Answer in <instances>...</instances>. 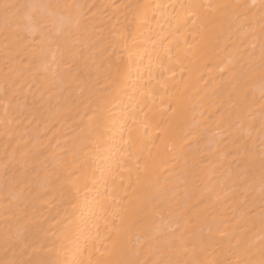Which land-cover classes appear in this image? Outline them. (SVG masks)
<instances>
[{"label": "bare ground", "instance_id": "6f19581e", "mask_svg": "<svg viewBox=\"0 0 264 264\" xmlns=\"http://www.w3.org/2000/svg\"><path fill=\"white\" fill-rule=\"evenodd\" d=\"M251 3L0 0V264L264 261Z\"/></svg>", "mask_w": 264, "mask_h": 264}, {"label": "snow or ice", "instance_id": "6c2138e0", "mask_svg": "<svg viewBox=\"0 0 264 264\" xmlns=\"http://www.w3.org/2000/svg\"><path fill=\"white\" fill-rule=\"evenodd\" d=\"M224 7H227V6L222 5V4H216V5L209 4L208 5L209 9H222ZM238 7L245 10L243 13L240 14V16H247L248 14L251 13L252 9H259L261 13V18L262 20H264V0H259V4L256 3V0H252L251 4L239 5ZM29 31L35 34L39 31V29L33 26V27H30ZM245 34L247 33L245 32ZM261 51H262V58H264V42H262ZM242 56H243V50L234 47L231 53V58L229 60V63H231L233 59L242 58ZM229 71H231V69H229ZM94 123L95 121H90L89 125L86 126V130H91ZM262 128H264V124H262ZM85 138H87L86 132H85ZM200 163H203V161L201 160ZM262 192H264V189H262ZM224 195L227 196V192H225ZM220 199H222V197L218 194L217 200H220ZM237 243H239V241ZM138 255L139 253L133 250L130 253L129 258L118 260L114 262V264H143L141 260L136 258L138 257ZM153 264H181V262L178 260L169 259L165 261H155L153 262ZM190 264H196V262H190ZM235 264H245V262L242 260H238L235 262ZM261 264H264V261H262Z\"/></svg>", "mask_w": 264, "mask_h": 264}]
</instances>
